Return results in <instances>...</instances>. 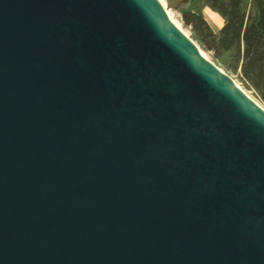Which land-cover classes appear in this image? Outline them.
<instances>
[{
    "label": "water",
    "instance_id": "obj_1",
    "mask_svg": "<svg viewBox=\"0 0 264 264\" xmlns=\"http://www.w3.org/2000/svg\"><path fill=\"white\" fill-rule=\"evenodd\" d=\"M0 264H264V107L160 0H0Z\"/></svg>",
    "mask_w": 264,
    "mask_h": 264
},
{
    "label": "trees",
    "instance_id": "obj_2",
    "mask_svg": "<svg viewBox=\"0 0 264 264\" xmlns=\"http://www.w3.org/2000/svg\"><path fill=\"white\" fill-rule=\"evenodd\" d=\"M222 19L216 32L202 10L186 8L181 18L205 50L220 57L230 54L229 66L264 103V0H202Z\"/></svg>",
    "mask_w": 264,
    "mask_h": 264
},
{
    "label": "rangeland",
    "instance_id": "obj_3",
    "mask_svg": "<svg viewBox=\"0 0 264 264\" xmlns=\"http://www.w3.org/2000/svg\"><path fill=\"white\" fill-rule=\"evenodd\" d=\"M161 2H163V4L165 5L166 10L173 19V22L197 44L205 57L210 59L223 71L229 74L251 98H253L257 103L261 104L264 107V103L261 102L256 92L253 89L249 88L241 80L239 74L236 71L230 68V54H225L223 56L217 57L212 52L205 50L196 34L189 27H186L184 25L181 18V10L186 8L202 10L205 18L208 20V22L216 32H218L223 26L224 19L222 21V19L216 12H214L210 7L204 5L202 0H161Z\"/></svg>",
    "mask_w": 264,
    "mask_h": 264
},
{
    "label": "bare ground",
    "instance_id": "obj_4",
    "mask_svg": "<svg viewBox=\"0 0 264 264\" xmlns=\"http://www.w3.org/2000/svg\"><path fill=\"white\" fill-rule=\"evenodd\" d=\"M161 1V0H160ZM162 4H163V2H161ZM163 6L165 7V5L163 4ZM166 9V8H165ZM167 11V10H166ZM167 13H168V11H167ZM168 15H169V13H168ZM170 16V15H169ZM170 18H171V16H170ZM171 20L173 21V19L171 18ZM202 52V51H201ZM203 53V52H202ZM204 55V54H203ZM205 56V55H204ZM237 83V82H236ZM253 99V98H252ZM261 105V104H260Z\"/></svg>",
    "mask_w": 264,
    "mask_h": 264
},
{
    "label": "crops",
    "instance_id": "obj_5",
    "mask_svg": "<svg viewBox=\"0 0 264 264\" xmlns=\"http://www.w3.org/2000/svg\"><path fill=\"white\" fill-rule=\"evenodd\" d=\"M220 17V16H219ZM221 18V17H220ZM222 19V18H221ZM222 21H223V19H222Z\"/></svg>",
    "mask_w": 264,
    "mask_h": 264
}]
</instances>
